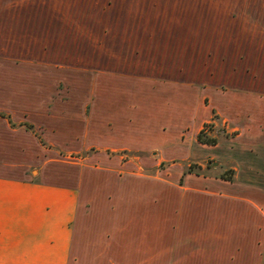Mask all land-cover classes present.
Returning <instances> with one entry per match:
<instances>
[{"label":"crops","instance_id":"0c3cea01","mask_svg":"<svg viewBox=\"0 0 264 264\" xmlns=\"http://www.w3.org/2000/svg\"><path fill=\"white\" fill-rule=\"evenodd\" d=\"M140 1L57 64L0 0V264H264V0Z\"/></svg>","mask_w":264,"mask_h":264},{"label":"rangeland","instance_id":"374dc122","mask_svg":"<svg viewBox=\"0 0 264 264\" xmlns=\"http://www.w3.org/2000/svg\"><path fill=\"white\" fill-rule=\"evenodd\" d=\"M119 1L16 0V54L33 56L46 54L47 60L51 58L53 63H62L68 52L79 51L78 30L81 32L90 30L88 26L91 20H101L107 15L105 12L108 11L109 5L111 3L114 5V2ZM140 2L147 1L141 0ZM16 61H22V59ZM87 61L92 63L94 60ZM250 81H253L252 77L245 78V82ZM205 127L204 129L207 128ZM215 129L213 125H209L207 135L210 138L214 137L213 134H216L218 138L222 137V129ZM213 165L214 163L209 162L208 169H212ZM192 167H194L193 172L204 173L199 167L195 165ZM230 173L231 170H228L226 175Z\"/></svg>","mask_w":264,"mask_h":264},{"label":"trees","instance_id":"16d2710c","mask_svg":"<svg viewBox=\"0 0 264 264\" xmlns=\"http://www.w3.org/2000/svg\"><path fill=\"white\" fill-rule=\"evenodd\" d=\"M209 125H207L206 127H208ZM205 127V128H206ZM27 128L29 129V130H33V128L31 127V126H27ZM198 141L200 142V143H202V144H208V145H215L216 144V140L214 139V138H210V136L209 135H207V131H205V129L204 130H202L201 132H200V134H199V136H198ZM193 168L194 167H190L189 168V171L190 172H192V170H193ZM232 180V179H231Z\"/></svg>","mask_w":264,"mask_h":264},{"label":"built area","instance_id":"2783aa9c","mask_svg":"<svg viewBox=\"0 0 264 264\" xmlns=\"http://www.w3.org/2000/svg\"><path fill=\"white\" fill-rule=\"evenodd\" d=\"M207 129H208V127L205 129V131H208Z\"/></svg>","mask_w":264,"mask_h":264}]
</instances>
